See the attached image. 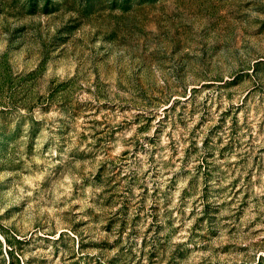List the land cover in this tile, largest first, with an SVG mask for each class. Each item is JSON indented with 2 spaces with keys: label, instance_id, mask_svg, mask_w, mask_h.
<instances>
[{
  "label": "rangeland",
  "instance_id": "1",
  "mask_svg": "<svg viewBox=\"0 0 264 264\" xmlns=\"http://www.w3.org/2000/svg\"><path fill=\"white\" fill-rule=\"evenodd\" d=\"M0 264H264V0H0Z\"/></svg>",
  "mask_w": 264,
  "mask_h": 264
}]
</instances>
